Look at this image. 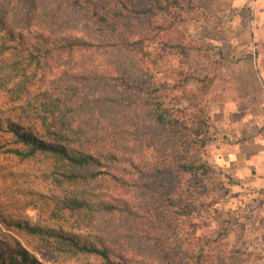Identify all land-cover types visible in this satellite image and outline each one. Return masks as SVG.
<instances>
[{
  "label": "trees",
  "instance_id": "1",
  "mask_svg": "<svg viewBox=\"0 0 264 264\" xmlns=\"http://www.w3.org/2000/svg\"><path fill=\"white\" fill-rule=\"evenodd\" d=\"M7 5L12 6V18ZM193 8L192 0H0V94L11 104L7 110L15 113L12 120L0 116V132L9 137L2 140L0 151L22 160L46 158L50 179L63 192L62 217L89 232L83 236L62 226L18 224L41 245L104 264L116 263L111 247L118 243L129 242L140 250L142 238L129 232L138 214L123 200L101 198L96 184L117 169L120 154L144 149L157 154L158 160L149 164L151 172L136 166L141 180L122 185L149 199L153 219L180 235L179 221L186 222L195 210L190 202L185 204L188 189L202 186L211 171L200 153L210 135V117L202 102L209 77L192 78L200 85L201 98L193 100L190 112L176 106L170 94L180 84L158 82L156 69L145 62L155 58L151 65L159 63V47L165 43L161 33L178 29ZM75 31L99 40L68 35ZM97 55L108 58L115 75L86 69ZM76 56L83 58L81 74L65 72L32 94L52 61ZM189 81L186 78L185 84ZM36 125L41 136L33 130ZM173 176L188 179V189L180 186L176 200L165 191ZM152 245L159 252V244ZM160 252L161 262H193L186 253ZM0 264L41 263L14 240L7 248L0 243Z\"/></svg>",
  "mask_w": 264,
  "mask_h": 264
},
{
  "label": "rangeland",
  "instance_id": "2",
  "mask_svg": "<svg viewBox=\"0 0 264 264\" xmlns=\"http://www.w3.org/2000/svg\"><path fill=\"white\" fill-rule=\"evenodd\" d=\"M192 2L194 8L187 15L186 21L170 35L161 33L160 37L165 43L159 47L163 49L162 52L157 49L161 54L159 63L151 65V60L155 58H148L145 63L156 69L158 82L170 86L180 84L170 94L176 98V106L189 109L190 112L194 111L193 100L197 102L201 98L200 85L192 78L209 77L203 88L207 95L202 98V102L210 117V135L209 142L200 153L211 171L204 177V184L200 187L196 185L188 189L187 178L176 179L174 176L165 185V191H169L174 200L181 192L179 187L186 185L185 190L188 189L190 197L185 200V204L190 202L195 209L186 222L183 219L179 221L182 229L180 235H175L153 219L149 211V199L136 192L134 187L128 189L121 182L141 180L142 175L137 173L136 166L150 173L149 164L158 160L157 154L152 149H144L135 154H120L117 169L97 182V192L107 201H125L138 214L137 223L130 226L129 232L143 241L140 250L132 249V243L129 242L113 245L114 264H180V261L169 259L167 263L161 262V250L174 254L186 253L193 257L192 264H198L199 256L200 264H264V191L255 195L254 191L243 190L239 182L215 161L220 149H223L224 139L218 135L213 122L214 114L223 109L229 88L234 85L230 74L235 58L225 62L219 45L224 17L206 11L218 7V2L214 0ZM5 8L9 18H12V6L7 5ZM230 18H227L229 24L233 21V17ZM68 35L91 41L99 40L82 31ZM184 47H187L186 51ZM151 50L154 52L153 48ZM82 59L76 56L72 60L52 61L41 74V80L33 87L32 94L49 87L65 72L81 74L84 71ZM94 68L100 75H115L114 67L104 56L97 55L95 62L88 64L86 69L89 71ZM186 78L190 80L187 84ZM9 107L11 104L7 98L0 94V116L5 121L14 119L15 113L9 112ZM33 130L41 136L40 127L36 125ZM8 138L0 132V144ZM50 172V162L43 156L22 160L0 151V243L7 248L14 240L20 241L41 264H104V261L94 257L57 254L18 226L19 223L43 228L62 226L73 233L88 235L89 232L82 227H73L76 226L74 221L68 223L62 217L63 192L52 183ZM155 243L159 244V252L152 245Z\"/></svg>",
  "mask_w": 264,
  "mask_h": 264
},
{
  "label": "crops",
  "instance_id": "3",
  "mask_svg": "<svg viewBox=\"0 0 264 264\" xmlns=\"http://www.w3.org/2000/svg\"><path fill=\"white\" fill-rule=\"evenodd\" d=\"M214 1L218 7L206 11L224 17L221 57L225 62L235 58L234 85L223 109L214 114L224 139L215 161L243 190L258 195L264 191V0Z\"/></svg>",
  "mask_w": 264,
  "mask_h": 264
}]
</instances>
